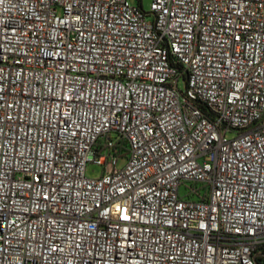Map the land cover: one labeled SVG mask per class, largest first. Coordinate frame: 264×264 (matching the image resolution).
<instances>
[{
    "label": "built area",
    "instance_id": "2783aa9c",
    "mask_svg": "<svg viewBox=\"0 0 264 264\" xmlns=\"http://www.w3.org/2000/svg\"><path fill=\"white\" fill-rule=\"evenodd\" d=\"M257 258L264 0H0V264Z\"/></svg>",
    "mask_w": 264,
    "mask_h": 264
},
{
    "label": "rangeland",
    "instance_id": "374dc122",
    "mask_svg": "<svg viewBox=\"0 0 264 264\" xmlns=\"http://www.w3.org/2000/svg\"><path fill=\"white\" fill-rule=\"evenodd\" d=\"M129 2L133 5H136V6L138 5V0H129ZM150 5H151V0H141V7H142L143 11L149 12ZM179 86H180V88L183 89L184 85H183L182 81H180ZM231 137H232V135L227 136V138H231ZM113 162H114V158L109 157L105 167H100V166L94 165L92 163H89L86 167V176L88 178L96 179L102 174L103 171L107 174L111 173L113 170V167H112ZM126 164H127V158H126V156H122V157L118 158V160H117L116 169L122 170ZM197 187H199V186H197ZM203 192L204 191H201L202 194H203ZM179 193H180L181 198L185 195L186 190L183 186L180 188Z\"/></svg>",
    "mask_w": 264,
    "mask_h": 264
},
{
    "label": "trees",
    "instance_id": "16d2710c",
    "mask_svg": "<svg viewBox=\"0 0 264 264\" xmlns=\"http://www.w3.org/2000/svg\"><path fill=\"white\" fill-rule=\"evenodd\" d=\"M138 6L141 7V0H138ZM122 150H123V152H124V151H125V152L127 151V150H126V147H123ZM256 262H257V264H264V259H263V258H257V259H256Z\"/></svg>",
    "mask_w": 264,
    "mask_h": 264
}]
</instances>
